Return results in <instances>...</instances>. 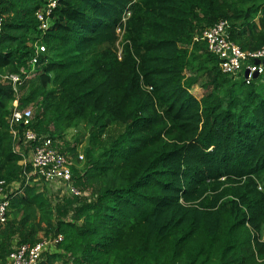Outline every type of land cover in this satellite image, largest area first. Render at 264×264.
Returning <instances> with one entry per match:
<instances>
[{
	"label": "trees",
	"instance_id": "trees-1",
	"mask_svg": "<svg viewBox=\"0 0 264 264\" xmlns=\"http://www.w3.org/2000/svg\"><path fill=\"white\" fill-rule=\"evenodd\" d=\"M47 2L0 0V180L20 185L0 264L43 240L40 264H264V76L224 73L202 38L227 21L233 43L260 50L264 0H56L43 32ZM16 99L60 153L78 160L86 140L81 196L53 203L42 179L24 184Z\"/></svg>",
	"mask_w": 264,
	"mask_h": 264
},
{
	"label": "built area",
	"instance_id": "built-area-1",
	"mask_svg": "<svg viewBox=\"0 0 264 264\" xmlns=\"http://www.w3.org/2000/svg\"><path fill=\"white\" fill-rule=\"evenodd\" d=\"M56 5V0H48L45 8H41L36 17L39 20V29L43 32L47 31L50 26L52 10ZM129 15V13H128ZM3 17L0 13V34L2 31ZM229 23L220 21L203 32L202 38L206 41L208 49L220 59L221 70L236 78L243 79L246 84L252 83L256 78L264 76V65L255 64V59H264V47L258 51L249 53L244 52L239 46L229 39L228 34ZM122 30L118 29L120 34ZM35 55L32 58L31 65L33 68L38 62V55L45 51V46L36 45ZM121 55V51L118 52ZM35 69L29 71L32 73ZM246 70L249 71L246 76ZM25 73V72H23ZM255 74L258 76L255 77ZM12 80L14 89L17 84H21L22 77L20 74H12L8 76ZM34 119V111L32 106L22 108L19 100L13 102V109L8 119L10 132L14 138V150L22 157L20 164L24 168L25 185L43 180L48 185L51 195L63 196H81L82 192L73 184L74 175L73 167L76 166L75 161L69 154H62L53 145V140L49 136L39 135L31 130ZM20 126L27 129L21 134ZM30 154L29 158L27 154ZM29 158V159H28ZM84 156L80 155L79 160H83ZM31 166L32 170L27 171ZM19 184L7 185L4 180H0V225L8 220V211L10 208V195L18 190ZM62 240V236H58L52 241L58 243ZM49 240H43L35 245L23 244L15 249L10 255L7 264H40L42 261V253L50 244Z\"/></svg>",
	"mask_w": 264,
	"mask_h": 264
},
{
	"label": "rangeland",
	"instance_id": "rangeland-1",
	"mask_svg": "<svg viewBox=\"0 0 264 264\" xmlns=\"http://www.w3.org/2000/svg\"><path fill=\"white\" fill-rule=\"evenodd\" d=\"M122 33V31L120 32V34ZM193 93L197 96V97H201L202 95H203V90L200 88V87H198V86H196L194 89H193ZM32 108H33V106H32ZM33 111L35 112V109L33 108ZM74 133H75V131H73V130H70L68 133H67V137L68 138H70V139H72L73 137H74ZM115 133V130L114 129H111L110 130V132H109V134H114ZM79 140H80V137H79ZM86 144V140H84L82 143H80L79 145H78V154H79V156L80 155H83L84 156V148H85V145ZM70 155V154H69ZM72 158H73V160L75 161V164H76V166H75V168L77 169V170H82L83 168H84V166H85V158L83 159V160H79V157H78V160H76V159H74V157L72 156V155H70ZM43 184H45L44 182H43ZM43 186H45V185H43ZM57 197H58V195H56V197L54 198V197H52V202L53 203H55V200L57 199ZM263 237H264V235H263Z\"/></svg>",
	"mask_w": 264,
	"mask_h": 264
},
{
	"label": "water",
	"instance_id": "water-1",
	"mask_svg": "<svg viewBox=\"0 0 264 264\" xmlns=\"http://www.w3.org/2000/svg\"><path fill=\"white\" fill-rule=\"evenodd\" d=\"M254 62H255V64H257V65H260V64H263L264 65V59H255L254 60ZM248 73H249V71L248 70H246V72H245V74H246V76L248 75ZM258 75L257 74H255V77H257Z\"/></svg>",
	"mask_w": 264,
	"mask_h": 264
},
{
	"label": "crops",
	"instance_id": "crops-1",
	"mask_svg": "<svg viewBox=\"0 0 264 264\" xmlns=\"http://www.w3.org/2000/svg\"><path fill=\"white\" fill-rule=\"evenodd\" d=\"M27 156H28L29 158L31 157V155H30L29 153L27 154ZM29 158H28V159H29ZM55 264H61V263H60V262H57V263H55Z\"/></svg>",
	"mask_w": 264,
	"mask_h": 264
}]
</instances>
